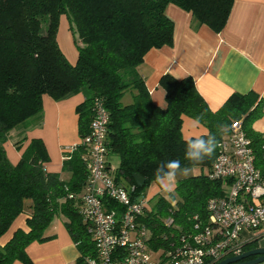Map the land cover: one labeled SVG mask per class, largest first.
<instances>
[{"label": "trees", "instance_id": "16d2710c", "mask_svg": "<svg viewBox=\"0 0 264 264\" xmlns=\"http://www.w3.org/2000/svg\"><path fill=\"white\" fill-rule=\"evenodd\" d=\"M234 0H0V239L15 220L26 215L27 231L17 230L0 247V264H31L26 249L44 243L54 219H64L65 228L80 254L78 264L95 258L88 225L79 215L88 172L83 158L87 148L76 146L64 157L62 172L49 173V157L40 139H32L20 160L12 165L4 149L8 140L20 151L28 141L27 130L39 125L43 97L59 102L76 95L78 136L84 139L100 103L108 115L107 157H117L113 173L116 185L135 188L132 199L144 196L154 183L162 161L179 159L182 165L199 168L196 177L179 180L169 199L159 196L140 222L151 232L148 249L164 254L182 236L193 234L197 223L205 225L210 199L226 194L227 185L212 181L208 174L227 139L233 123L240 122L251 142L254 166L264 181V136L252 125L264 118V101L256 94L231 95L212 112L198 94L191 78L175 80L164 75L159 87L165 93V109L152 104L144 81L137 74L150 50L173 44V23L166 17L168 5L191 13L198 25L214 33L224 29ZM64 17L76 38L77 59L71 65L57 43L60 18ZM129 94L131 102L123 105ZM182 117L195 120L217 139L215 153L202 163L184 159L186 141L181 135ZM225 125L220 132L217 125ZM108 166V163H107ZM109 167V166H108ZM144 179L136 187L133 176ZM107 210L121 209L103 199ZM170 218L171 227L164 221ZM257 239L244 244L243 253L258 248Z\"/></svg>", "mask_w": 264, "mask_h": 264}, {"label": "crops", "instance_id": "0c3cea01", "mask_svg": "<svg viewBox=\"0 0 264 264\" xmlns=\"http://www.w3.org/2000/svg\"><path fill=\"white\" fill-rule=\"evenodd\" d=\"M165 14L174 26L172 46L150 50L136 69L153 105L161 109L166 107L165 93L159 87V80L164 75L178 81L191 78L198 94L212 112L218 111L233 94L252 92L264 101V0H234L226 25L219 34L205 25H198L191 13L174 5H168ZM66 23L65 18L61 17L57 43L68 62L74 65L77 59L75 36L71 37ZM127 96L129 104L131 96ZM42 101L40 124L27 130L28 141L20 151L14 147L17 137L8 140L4 146L6 156L15 165L29 142L40 139L49 157V162L45 164L46 171L59 174L61 180L67 182L70 175L62 172V164L65 155L80 145L75 110L83 102V96L76 95L59 102L44 96ZM193 123V120L182 117L183 140L207 134L203 126L199 124L193 127ZM252 129L264 136V118L256 121ZM107 163L115 171L119 160L108 156ZM200 173V169L195 168L189 177H196ZM150 186L153 189L148 198L155 201L161 196V189L156 184ZM26 219V215H21L15 220L0 239V247L5 246L17 230L27 231ZM64 222L62 218L54 219L44 233L50 239L28 246L26 253L31 264H78L80 254ZM243 239L245 244L257 239V246L264 248V229L244 233Z\"/></svg>", "mask_w": 264, "mask_h": 264}, {"label": "built area", "instance_id": "2783aa9c", "mask_svg": "<svg viewBox=\"0 0 264 264\" xmlns=\"http://www.w3.org/2000/svg\"><path fill=\"white\" fill-rule=\"evenodd\" d=\"M107 125V112L96 103L88 134L80 140L87 148L83 161L88 178L79 215L95 247V258L85 264H218L243 253L244 233L264 229V181L254 166L251 142L236 122L208 174L212 181L227 185L226 195L208 201L205 225L195 224L193 234L180 237L167 253H151V232L140 222L151 213V199H132L134 187L124 189L114 182L106 160ZM103 199L121 211L107 210ZM164 224L171 227L173 221L168 218ZM154 255L159 261L153 260Z\"/></svg>", "mask_w": 264, "mask_h": 264}, {"label": "clouds", "instance_id": "9594fccd", "mask_svg": "<svg viewBox=\"0 0 264 264\" xmlns=\"http://www.w3.org/2000/svg\"><path fill=\"white\" fill-rule=\"evenodd\" d=\"M199 123V118H196L193 127L198 126ZM217 129L220 132H224L226 126L223 124L217 125ZM217 143L214 134L190 137L186 140L184 159L193 165L202 163L205 158H210L214 155ZM194 171L195 168L182 165L179 159L162 161L155 170L154 183L158 185L162 191L172 193L177 186L178 176L187 177Z\"/></svg>", "mask_w": 264, "mask_h": 264}, {"label": "water", "instance_id": "95a60500", "mask_svg": "<svg viewBox=\"0 0 264 264\" xmlns=\"http://www.w3.org/2000/svg\"><path fill=\"white\" fill-rule=\"evenodd\" d=\"M136 187H144V179L138 175L133 176ZM218 264H264V248H256L242 253L240 256L225 259Z\"/></svg>", "mask_w": 264, "mask_h": 264}, {"label": "rangeland", "instance_id": "374dc122", "mask_svg": "<svg viewBox=\"0 0 264 264\" xmlns=\"http://www.w3.org/2000/svg\"><path fill=\"white\" fill-rule=\"evenodd\" d=\"M66 20V19H65ZM66 24H67V28H68V32L71 34V37H73L74 38V36H75V33L73 32V30L71 29V27H70V25H69V23H68V21L66 20ZM76 36H75V38H74V45L76 46ZM128 96L126 95L125 96V98L121 101L122 102V104L123 105H126L127 103H128V98H127ZM114 164L116 165V161H114ZM191 174V173H190ZM190 174L187 176V177H189L190 176ZM187 177H184V176H178V178H177V183H178V180H179V178H181V179H183V178H187ZM152 187L151 186H149L146 190H145V194H144V196H150V194L152 193ZM160 194H161V196L162 197H164V198H166V199H169V197H170V195L172 194V195H174V191L172 192V193H167V192H164V191H160ZM154 200V199H153ZM151 201L150 202V205H153V203H154V201ZM153 260H155V261H159V255H154L153 256Z\"/></svg>", "mask_w": 264, "mask_h": 264}]
</instances>
